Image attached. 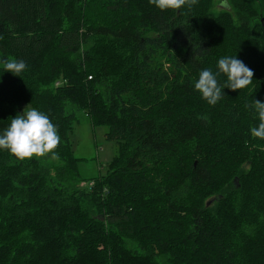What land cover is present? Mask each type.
Here are the masks:
<instances>
[{"label": "trees", "instance_id": "1", "mask_svg": "<svg viewBox=\"0 0 264 264\" xmlns=\"http://www.w3.org/2000/svg\"><path fill=\"white\" fill-rule=\"evenodd\" d=\"M224 1L0 0V133L28 107L61 138L0 150V264H264V0ZM236 56L253 81L209 105L199 73ZM84 118L118 147L93 179L70 139Z\"/></svg>", "mask_w": 264, "mask_h": 264}, {"label": "clouds", "instance_id": "2", "mask_svg": "<svg viewBox=\"0 0 264 264\" xmlns=\"http://www.w3.org/2000/svg\"><path fill=\"white\" fill-rule=\"evenodd\" d=\"M160 10L180 9L185 4L192 6L197 0H149ZM217 72L205 69L199 73V78L194 84L202 98L209 105L215 106L224 96L223 89L233 91L246 88L253 81V71L241 60L225 57L218 60ZM4 71L20 76L26 70V63L22 60L4 62ZM227 76L228 84L222 86L218 76ZM254 110L258 114L260 123L251 129L254 137L264 139V102L256 100ZM61 138L56 126L49 116L37 109L26 107L22 115H17L11 120L10 125L0 133V150H7L16 158L24 160L33 156L40 157L52 152L60 144Z\"/></svg>", "mask_w": 264, "mask_h": 264}, {"label": "rangeland", "instance_id": "3", "mask_svg": "<svg viewBox=\"0 0 264 264\" xmlns=\"http://www.w3.org/2000/svg\"><path fill=\"white\" fill-rule=\"evenodd\" d=\"M224 0H213L212 7L215 14L228 9L223 6ZM230 1V0H229ZM256 7L259 3L253 1ZM30 110V108H28ZM108 128H93L91 122L84 118L82 125L76 126L70 135L74 153L78 158L86 160L82 163L81 172L86 179L98 178L107 174L109 164L118 155L115 143L107 141Z\"/></svg>", "mask_w": 264, "mask_h": 264}, {"label": "water", "instance_id": "4", "mask_svg": "<svg viewBox=\"0 0 264 264\" xmlns=\"http://www.w3.org/2000/svg\"><path fill=\"white\" fill-rule=\"evenodd\" d=\"M222 4H223V6H226V8H228L229 9V7H228V5H227V3L224 1V2H222Z\"/></svg>", "mask_w": 264, "mask_h": 264}]
</instances>
